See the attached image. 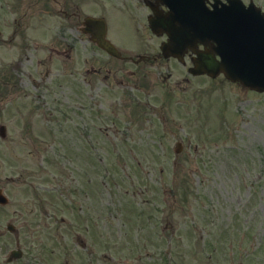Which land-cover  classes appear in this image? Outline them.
I'll use <instances>...</instances> for the list:
<instances>
[{
	"label": "rangeland",
	"instance_id": "obj_1",
	"mask_svg": "<svg viewBox=\"0 0 264 264\" xmlns=\"http://www.w3.org/2000/svg\"><path fill=\"white\" fill-rule=\"evenodd\" d=\"M107 5L120 10L116 0ZM34 12L29 25H43ZM51 18L42 20H59ZM150 71L142 91L84 95L92 108L82 130L93 118L100 134L63 142L66 150L48 142L44 164L36 157L69 170L78 193L49 194L51 218L21 193L16 222L0 214V264H264V94L223 76L194 77L174 60ZM18 234L23 256L9 262Z\"/></svg>",
	"mask_w": 264,
	"mask_h": 264
},
{
	"label": "flooded vegetation",
	"instance_id": "obj_2",
	"mask_svg": "<svg viewBox=\"0 0 264 264\" xmlns=\"http://www.w3.org/2000/svg\"><path fill=\"white\" fill-rule=\"evenodd\" d=\"M90 1H0L1 11L13 12L11 20L4 21L5 16L0 19L1 215L18 212L22 192L34 205L38 199L41 206L45 195L39 190L51 186L60 189L66 180L65 170L49 173L41 166L22 167V142L28 143L29 155L35 158L46 152L44 143L59 141L63 145L84 136L91 138L94 119L88 118L92 125L83 130L80 124L88 110L85 93L100 89L111 93L116 88L117 72L126 63L141 71L163 57L167 36L156 34L150 26L152 4L159 12L168 11L162 2L116 0L120 10L111 11L107 5L110 0ZM37 10L43 25H29ZM53 15L59 20L47 25ZM88 16L106 21L88 22ZM45 17L48 19L43 21ZM94 25H107V37L122 50L120 58L91 41L89 32ZM187 57L192 56L188 53ZM143 77L136 79L138 89Z\"/></svg>",
	"mask_w": 264,
	"mask_h": 264
},
{
	"label": "water",
	"instance_id": "obj_3",
	"mask_svg": "<svg viewBox=\"0 0 264 264\" xmlns=\"http://www.w3.org/2000/svg\"><path fill=\"white\" fill-rule=\"evenodd\" d=\"M166 1L172 11L168 18L162 20L175 22L178 20L176 13L181 12V14H190L189 21L208 23L211 47L208 55L199 57L198 71L208 72L213 76L223 71L233 81H240L250 88L264 90V13L260 8L255 5L244 8L238 4L241 0H229V4L207 15V19L203 21L201 18H196L195 14L197 12L200 15L201 11L192 9L189 2L179 5L178 0ZM174 28L173 25L167 27L170 34H174ZM212 41H216L217 45ZM177 42L176 37L172 36L167 45L168 49H172L175 45L179 46ZM216 53L220 55L221 61L217 60ZM203 58L207 59L203 61Z\"/></svg>",
	"mask_w": 264,
	"mask_h": 264
}]
</instances>
